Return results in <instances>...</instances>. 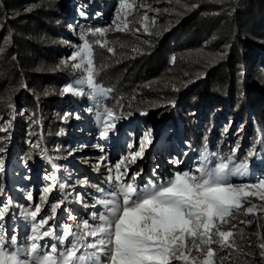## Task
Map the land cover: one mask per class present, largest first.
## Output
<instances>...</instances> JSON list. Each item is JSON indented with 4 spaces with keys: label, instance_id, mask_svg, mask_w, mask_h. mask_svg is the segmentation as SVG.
Here are the masks:
<instances>
[{
    "label": "trees",
    "instance_id": "1",
    "mask_svg": "<svg viewBox=\"0 0 264 264\" xmlns=\"http://www.w3.org/2000/svg\"><path fill=\"white\" fill-rule=\"evenodd\" d=\"M72 1L48 0L43 18L32 20L57 40L59 23L72 11ZM82 2L98 17L86 21L95 29L102 17L110 18L115 5V0L108 6L104 0ZM179 2L182 10L172 15L168 26L146 36L136 48H127L125 41V49L121 41L112 44V35L107 44L95 45V83L108 90L115 116L130 127L139 121L172 126L189 146L190 157L199 159L205 150L219 151L225 159L233 156L246 164V174L264 178V0ZM24 43L23 50L47 58L42 62L47 69L31 78L35 85L36 79L43 82L33 93L22 75L30 64L14 52L18 58L10 60V65L20 68L11 80L9 74L0 79V167L5 187L12 181L11 171L20 164L32 176L39 169L64 166L56 160L64 156L69 140L58 133L71 124L62 125L52 111L83 106L88 98L71 100L61 94L73 71L54 67L55 48L33 39ZM53 151L54 160L47 155ZM241 264H264V255Z\"/></svg>",
    "mask_w": 264,
    "mask_h": 264
},
{
    "label": "rangeland",
    "instance_id": "2",
    "mask_svg": "<svg viewBox=\"0 0 264 264\" xmlns=\"http://www.w3.org/2000/svg\"><path fill=\"white\" fill-rule=\"evenodd\" d=\"M47 2L48 0H0V31H2L0 36V79L9 78V74L11 75L9 80H11L20 68L10 65V60L18 58L13 54L16 52L21 59L25 57V63L30 64V68L22 75L29 81L33 93H37L38 88L43 86L42 81L36 79L39 83L35 85L31 82V78L39 76L38 72L47 69L42 63L47 58H38L35 52L23 50L24 42L33 39L36 43L43 42L49 45L48 47L58 51V55L55 56L56 65L54 67H66L73 71L72 78L62 85L61 94L69 96L71 100L81 96L88 98L83 106L71 109V105H69L62 111L58 109L52 111V116L54 115L62 125L65 122L71 124L67 130L58 133V137L69 140L64 146V156L59 158L60 160H56L62 161L63 167H57L53 170L39 169L37 175L32 176L31 173L25 171V164H20L18 168H13L14 171H11L9 176L12 181L7 187L2 185L4 172L3 170L0 171V188L4 190L7 196L11 197V211L17 214L15 219L6 217L5 227L9 234L15 229L21 238L28 233V222L24 221L19 213L25 207L34 210L35 205L40 204L42 211L37 217L39 220L41 216L49 212L50 204L57 201L62 195L58 188L59 183L67 185L63 192L67 198V206L73 208L77 216L84 218L92 209L85 208L80 203L75 202L77 195L79 194L85 203L90 204L92 196L99 195L91 186L106 187L103 182L108 175V169L111 168L112 174L115 176V166L118 163L121 164V172L127 168V176L129 177L142 169L143 174L137 181L139 183L146 182L148 179H155L156 176L165 178L177 171L188 170L193 168L198 161V159L189 156L187 151L189 146L176 134L177 132L172 126L165 127L156 122L139 121L130 127L128 122L119 120L115 116L113 108L108 104L110 98L108 91L94 92L86 85L83 95H73L71 92L65 93L63 91L70 84L76 87L75 81L86 76V63L82 68L76 69L72 65L80 63L79 58L76 61L70 59L72 54L78 50V46L84 43L80 38L81 35H84L91 45L94 69L95 45L107 44V37L112 35L114 36L112 44L115 41H121V47L126 42L127 48H136L146 36L161 33L170 23L172 15L181 12L183 4L179 5V0H115L110 18L102 17V24L96 28L101 29L102 32L93 35L95 28H90L86 21L91 18H98L96 13L91 12V7L86 10V5L82 0H73L71 2L72 11L62 23H59L60 35L57 40H54L50 33L40 28L36 20H32L34 17L36 19L43 18L45 15L43 9L47 7L45 6ZM104 2L105 6L110 4V0H104ZM122 2L133 7L122 8ZM85 26L89 28L86 29ZM159 27L161 30L158 29ZM105 56L107 57L108 54L101 55L102 58ZM20 62L23 63L24 60H20ZM33 71H36L33 73L35 75H30ZM97 86L106 90L100 85ZM105 109L111 110L114 113L113 117H107ZM1 119L0 115V129H2ZM106 123H114L115 131L110 132L107 137H101L99 133ZM146 133L152 142L144 148L143 156L138 157L134 163L125 160L124 158L130 153L139 151L140 141ZM230 142L232 140H229ZM55 152L47 154L50 159H56ZM209 152L220 155L219 151L212 150ZM101 157L104 158L102 163H100ZM174 160H180L182 163H173ZM233 164L239 165L234 159ZM46 176H55L56 180L45 179ZM246 177H249V180H245ZM230 179L237 187L243 186V191L240 193V207L234 206L232 209L234 215L226 217L224 222L216 221V227L213 231L215 232L216 228L219 231H232L233 235L229 237V243H232L233 247L221 249L218 244L211 245L214 251L213 264H241L243 261L250 263L251 260L255 262L264 253V249L260 247L263 244L261 241H264V198H261L260 193L264 192V189L251 187L252 184L258 183L262 178H259L258 174H246L243 177L236 176L230 177ZM85 180L87 183H83ZM45 187L49 189L47 194L43 191ZM245 193L248 194L245 195ZM251 193H256V195ZM41 197H46V202L42 201ZM0 199L3 197L0 196ZM250 207L253 208V212L247 213L246 210ZM64 215L62 210H58L57 218ZM51 223L52 221H49V225ZM43 242L41 241V243ZM188 247L191 248L192 245L189 243ZM206 252V248H201L199 252L193 249L187 255H189L190 260L194 259L196 264H203ZM172 264H184V262L173 261Z\"/></svg>",
    "mask_w": 264,
    "mask_h": 264
},
{
    "label": "snow or ice",
    "instance_id": "3",
    "mask_svg": "<svg viewBox=\"0 0 264 264\" xmlns=\"http://www.w3.org/2000/svg\"><path fill=\"white\" fill-rule=\"evenodd\" d=\"M121 7L133 6L122 2ZM101 32V29H95L92 34ZM80 38L84 43L70 59L76 61L79 58L80 63L72 65L76 69L86 63V76L75 81L76 87L70 84L63 91L83 95L85 85L94 92L108 91L96 85L91 45L84 35ZM105 113L107 117L114 115L109 109H105ZM114 131L115 124L106 123L99 135L107 137ZM151 142L146 133L140 141L139 151L124 159L134 163ZM103 161L101 157L100 163ZM172 162L182 163L180 160ZM246 167L243 162L238 166L233 164V156L225 160L219 154L205 150L193 168L138 183L143 170L129 177L127 168L121 172L118 163L115 176L112 169H108L103 182L106 187L91 186L99 195H93L90 204L77 195L75 202L92 209L87 217L77 216L75 210L67 206L63 194L67 185L59 183L62 195L50 204L47 214L37 220L42 211L40 204H36L34 210L25 207L19 213L28 222V233L23 238L15 229L9 234L5 227L6 217L15 219L17 214L11 211V197L0 188L3 197L0 199V264H172L173 261L196 264L187 253L193 249L199 252L201 248L207 249L203 264H213L211 245L218 244L221 249L233 247L229 243L232 231L216 228L214 232L213 229L216 221L224 222L226 217L234 215V206L240 207L243 186L237 187L230 177L245 176ZM45 179L55 181L56 177L46 176ZM251 187L264 189V178ZM43 191L47 194L48 187ZM260 195L264 198V192ZM41 200L46 202V197ZM58 210L65 215L57 218ZM246 211L252 213L253 208ZM49 221H52L50 225ZM260 247L264 249V244Z\"/></svg>",
    "mask_w": 264,
    "mask_h": 264
}]
</instances>
